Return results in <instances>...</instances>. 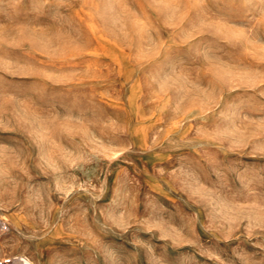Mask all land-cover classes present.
<instances>
[{
	"label": "rangeland",
	"instance_id": "rangeland-1",
	"mask_svg": "<svg viewBox=\"0 0 264 264\" xmlns=\"http://www.w3.org/2000/svg\"><path fill=\"white\" fill-rule=\"evenodd\" d=\"M25 263L264 264V0H0Z\"/></svg>",
	"mask_w": 264,
	"mask_h": 264
},
{
	"label": "bare ground",
	"instance_id": "bare-ground-1",
	"mask_svg": "<svg viewBox=\"0 0 264 264\" xmlns=\"http://www.w3.org/2000/svg\"><path fill=\"white\" fill-rule=\"evenodd\" d=\"M24 259V258H23ZM26 262V261H25ZM26 264V263H25Z\"/></svg>",
	"mask_w": 264,
	"mask_h": 264
}]
</instances>
